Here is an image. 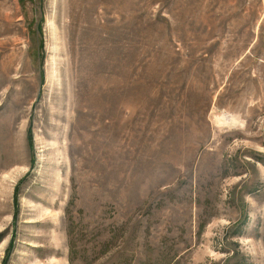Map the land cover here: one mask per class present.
I'll return each instance as SVG.
<instances>
[{
    "label": "rangeland",
    "instance_id": "1",
    "mask_svg": "<svg viewBox=\"0 0 264 264\" xmlns=\"http://www.w3.org/2000/svg\"><path fill=\"white\" fill-rule=\"evenodd\" d=\"M0 264H264V0H0Z\"/></svg>",
    "mask_w": 264,
    "mask_h": 264
}]
</instances>
